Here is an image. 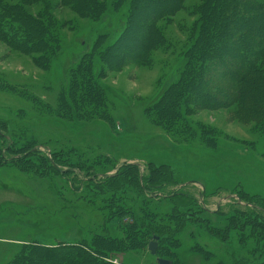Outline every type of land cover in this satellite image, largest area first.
<instances>
[{"label":"rangeland","instance_id":"obj_1","mask_svg":"<svg viewBox=\"0 0 264 264\" xmlns=\"http://www.w3.org/2000/svg\"><path fill=\"white\" fill-rule=\"evenodd\" d=\"M102 1L105 9L98 15L90 5L82 14L75 3L63 5L61 0H0V8H7L5 16H17L19 7L29 15L49 14L44 19L57 37L45 59L40 56L38 61L34 57L40 54L23 53L0 39V126L7 125L17 147L31 140L38 151L25 156L30 162L22 163L12 162L13 156L7 152L9 159L0 164V264H9L36 243H90L96 233L135 235L142 225L136 211L148 225L147 214L153 210L144 199L146 195L137 189H145L144 179L163 165L173 170L179 183L169 189L192 195L196 203L174 211L168 199L159 204V198L152 200L161 223L174 231L171 240H157L160 253L156 255L148 244L141 250L112 252L108 259L117 264H159L158 258L169 264H238L245 249L255 246L254 241L246 247L240 242V231L233 230L227 242L197 221L206 218L225 227L231 215L244 218L233 211L246 210L240 194L264 201V111H255L256 106L264 105V83L257 81L258 88L243 101L237 90L244 79L219 78L220 70L233 72L238 61L242 62L241 49L235 47L238 41L225 42L227 21L224 15L219 18V5L231 3V20L237 26L248 18L235 16L237 0H183L156 21L155 44L150 48L143 45L147 47L145 61L140 63L133 56L127 57L126 63L123 59L110 64L98 53L123 35L132 0H98ZM240 1V12L248 2L264 5V0ZM160 8L153 2L137 12L136 38L125 43L134 45L133 55H139L142 45H136L152 32V23L145 25L141 17H150ZM101 37L106 39L96 49ZM210 41L202 56L203 45ZM118 47L113 50L115 56L126 49ZM189 54L196 55L199 69L204 67L208 78L217 77L213 90L230 88L236 97L214 107L194 105L169 129L161 124L154 108L181 76ZM248 71L243 73L245 77L254 75ZM92 81L97 89L100 85L106 89L101 107L85 94ZM127 164L140 165L141 175L135 181L132 173L123 175L122 180L116 178L128 187L126 191L110 183L100 189L85 184L76 193L71 187L70 181L86 175L84 169H91L86 170L90 175L84 179L100 181L120 173ZM139 178H143L140 183ZM161 183L166 181L159 179L157 184ZM184 212L190 216L181 218ZM178 218L189 221L179 227ZM247 233L243 237L248 238Z\"/></svg>","mask_w":264,"mask_h":264},{"label":"trees","instance_id":"obj_2","mask_svg":"<svg viewBox=\"0 0 264 264\" xmlns=\"http://www.w3.org/2000/svg\"><path fill=\"white\" fill-rule=\"evenodd\" d=\"M182 1L183 0H132L131 8L127 18V25L123 35L116 42V44L113 43V45H107L105 51L98 53V55L103 56V58H105L110 64H112L113 60L115 62H120L123 59L126 63L128 62L127 57L132 58L133 56H135L136 59L142 63L145 61V59H147V47L145 48V46L149 45L150 48L153 46V44H155L154 41L156 38L154 37L153 27L154 25L156 26V21L159 18L165 16L167 12L174 11L180 6ZM237 1V12L235 16L238 15L242 18H248L246 22L243 23L240 21L239 25L237 26L235 20H231V17H233L231 11H229V6H231V3H225L224 5L221 3L219 5L221 7L219 11L221 15L219 18L223 17L224 15V20L227 21L228 31L225 42L232 43L236 40L238 41L235 47H237V50L241 49L242 54L240 58L242 59V62L238 61L240 66L235 65V67L232 68L235 69L233 72L229 70H220L219 78H230L233 76V79H235L237 76V79H244V85H242L241 88L237 90V92L239 91L237 97L239 96V99L246 101L248 96L253 95L254 90L258 88L257 81L264 83V67L262 66L264 63V5L256 4V2H248L243 6L240 12V3L242 1ZM153 2L158 3V5H160L162 8L154 12V14H152L150 17L144 14L141 17V21H144L145 25H147V22L149 24L152 23L150 25L152 32L149 35H144L139 44H135L136 47L141 45L142 47L140 49L141 51L138 50L139 55H133L132 50L134 45L125 46V43L131 38H136V34L134 33L137 31V12H140L141 9L146 8L147 4L150 5V3ZM61 3L63 5H65L64 3H75L77 6H79L77 9L80 10L82 14L88 5H90L91 9L93 8L94 14L98 15H102L103 10L105 9V3L103 1L102 3H99L98 0H61ZM205 6L209 10L212 8L209 6V4H205ZM12 7L16 9L18 6L12 5ZM10 11L13 12L14 10ZM47 11L48 10H45V12ZM90 13L92 14V12ZM5 15H7V8L3 9L2 6L0 8V39L9 45L19 47L23 53L40 54L39 57H34L35 61H38L40 56L45 59L46 52L48 49L51 50L54 45V39L56 40L57 38L55 33H52L51 26L46 23L49 21L44 19V17L49 14H46L44 17L42 16L44 15L42 12L39 15L38 13L29 15L19 7V13L17 16ZM230 21L232 22L230 23ZM218 26L219 25L216 22V28L214 29L215 31L218 29ZM205 28L206 24L203 25V29ZM214 30L212 31L213 36L215 33ZM204 33L205 32H203L201 36L204 35ZM105 39L106 37L99 38V44L96 45V49L103 45ZM211 42L212 41L203 45L201 49L203 52L202 56L207 54L208 45ZM117 47L119 49H124V47H126V49H124V54H118L115 56L113 50L117 49ZM94 56H96V53ZM187 57V65L182 71L181 76L178 80L172 83L170 88L164 94V97L155 105L154 108L157 117L160 119V122H162L161 124H165L169 129L172 127L174 128L175 125L180 123L179 120H181L184 115H186L185 113L189 112V108L194 105H209L214 107L218 106L219 103L224 100V102H227L231 101L233 97H236L234 95V90L230 88L223 90L221 87H219L218 89L213 90V84L218 82L217 77L211 75L208 78L206 75V69L204 67L199 69L200 65L198 66L197 64V59L195 58L196 55L189 54ZM88 58L94 59L93 56ZM90 61L92 62L93 60ZM200 61L203 62V58H201ZM247 70H249V73L252 72L254 75L251 77L250 75H247L245 77V74L243 75V73ZM95 85L96 83L93 81L89 83L88 90H86L85 94L92 104L95 103L101 107L106 102V89L101 85L100 88L97 89ZM99 93L102 94V98L99 97ZM71 95L72 96L70 97H72L74 100L75 95L73 93ZM255 111L262 113L264 111V105L261 107L256 106ZM72 113L75 114L76 117L78 116L75 109H72ZM77 118H79V116ZM8 130L9 128L7 125H3V127L0 126V164H3V161L5 162L6 159H9L7 152H10L9 154L13 156L11 159L12 162H30V159L25 156L29 154L35 155L38 153V151L33 148L35 146L34 141H27L22 146L17 147L16 143H14V138L7 133ZM2 141H4V143ZM15 155H22V157ZM123 167L124 166L122 165V170L120 173L116 172V174L113 176L103 177L100 179V181H97L96 178H90L89 180L84 179V177L87 178V176L89 177L90 175L89 171L86 170H91L90 168L86 170L84 169V172L82 171L83 173H86L84 177L81 176L76 182L69 181L71 183V187L75 189L74 193H76L77 190H79L80 187L84 186L85 184H87V187L89 185L93 186L94 189H100V186L104 185L105 183H110L113 186L116 185L117 189L126 191L128 187L124 186L122 181H117L116 178L122 180L123 175L132 173L133 179L135 181V178H138V175H141V171L140 165L137 164H127L125 168ZM156 168H158V170L154 169V171L144 179L147 182V187H145V189H137L140 190L143 195H146L144 199L146 200L147 205H149L153 210L149 209L151 212L149 211L147 214L150 217L148 225L147 220L141 218L136 211L135 217L141 222L140 224L142 225L141 230L136 231L135 235L126 234L124 237H114L111 235L96 233V235L93 237V241L90 243H74L73 245L68 243H64L63 245L36 243L14 257L9 264H117L108 259V256H110L112 252L121 251L124 249L141 250L143 247L150 244L148 241L149 238H152V241L171 240V232L174 231L171 229L170 225L161 223V214L156 209V206L150 202L156 198H159L158 203H156L159 204V202L166 198L172 202L173 210L176 211L179 208L189 209L192 206V202L196 203V201L190 194L179 190L169 189L171 186L179 184L174 177L173 170L169 166L163 165L157 166ZM159 179L165 180L166 183L163 185L162 183L157 184ZM142 181L143 178L141 180L139 178V183ZM73 184L76 187H73ZM136 184L138 185V183ZM137 194L139 195L140 193ZM244 195L245 194H240V198L245 200V203H247L246 210H233L234 213L238 212L240 216H244V218L238 219V217L231 215L228 218V222L225 227H217L219 225L216 223H211L210 219L206 218H200L201 220L197 221V223L199 222L204 224L208 231H214V233H217L218 236L223 237V240L227 242L232 239V231L239 230L241 233V244L247 247L249 241L253 240L255 246L245 249L246 253L240 256L238 264H264V257L261 260V257L264 254V201L260 200L257 196H251L248 194H246L244 198ZM114 208H117V205H115ZM118 208L126 210L124 205H119ZM202 209L206 210L203 207ZM153 212H155V215ZM187 213L188 212H184L180 214L181 218L190 216ZM215 213V215H218V212ZM226 216H228V214ZM187 221L189 220L178 218V226L182 227L186 225V223H188ZM246 232H248L246 234L249 235L248 238H245V236L243 237ZM159 246L160 245L158 243L157 254L160 253ZM171 264L174 263L171 261Z\"/></svg>","mask_w":264,"mask_h":264},{"label":"water","instance_id":"obj_3","mask_svg":"<svg viewBox=\"0 0 264 264\" xmlns=\"http://www.w3.org/2000/svg\"><path fill=\"white\" fill-rule=\"evenodd\" d=\"M157 247H158V243L157 241H151L149 244V250L151 251V253L153 255L157 254ZM158 263L159 264H169V261L163 258H158Z\"/></svg>","mask_w":264,"mask_h":264}]
</instances>
